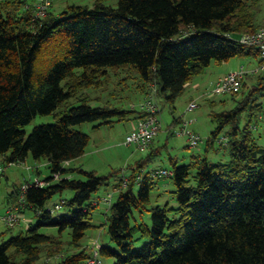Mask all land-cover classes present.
<instances>
[{"label":"trees","instance_id":"1","mask_svg":"<svg viewBox=\"0 0 264 264\" xmlns=\"http://www.w3.org/2000/svg\"><path fill=\"white\" fill-rule=\"evenodd\" d=\"M32 1L0 0V156L4 161L0 172L31 155L45 159L52 176L43 180L44 185L27 182L11 193L9 208L19 205L20 214L33 210L36 222L15 234L11 231L20 220L12 227L5 224L7 229L0 232V264H39L43 254L54 256L61 250L56 262L45 259L41 264H84L93 249L98 258L99 253L112 257L113 264H264V146L253 134L261 116L258 101L264 98V75L255 78L247 73L240 91L222 94L228 98L220 102L231 100L234 107L210 113L216 127L206 149L229 126L221 141L228 159L212 161L197 153L180 163L170 157L172 175L158 178L153 170H144L159 153L151 142L148 154L130 167L128 179L114 184L119 189L116 200H107L112 245L94 241L89 251L81 244L94 226L96 192L108 185V176L64 166L85 153L91 136L78 127L82 123L91 122L98 129L144 118L143 103L152 94L151 85L157 97L173 105L212 62L260 57L257 49L239 40L242 34L262 28L254 22L253 4L249 0H93L92 5L67 4L57 12L51 3L45 16H35ZM42 57L44 64L37 65ZM122 73L111 98L101 105L89 104L85 89H103L110 76ZM130 79L143 97L140 109L114 101ZM72 97L81 102L26 135L24 126L36 115L52 114ZM217 104L210 101L211 106ZM244 113L247 120L241 127ZM73 172L80 177H72ZM53 175L58 179L53 181ZM162 179L171 180L176 202L151 205L152 190ZM67 189L73 192L70 199L45 205ZM62 205L66 209L53 216ZM135 210L151 212V222L137 221ZM48 227L57 233L41 231ZM6 233L11 234L6 237Z\"/></svg>","mask_w":264,"mask_h":264},{"label":"rangeland","instance_id":"2","mask_svg":"<svg viewBox=\"0 0 264 264\" xmlns=\"http://www.w3.org/2000/svg\"><path fill=\"white\" fill-rule=\"evenodd\" d=\"M31 1L32 0H29V2ZM249 1L254 6L255 24L264 27V0ZM92 2L93 0H52V10L53 12H57L59 8L65 7L67 4L92 5ZM45 58L46 57H42L37 65H43ZM240 66H243L244 70L248 71L252 77L256 78L259 75H264V68L255 71L261 66L260 57H233L220 64L212 62L208 68H206L204 73L197 75L192 79L193 82H201V87L197 90L192 89V87L187 88L183 94L175 100L173 105L164 101L162 98L157 97L155 94L156 102L159 107L158 118L160 121V129L153 140L152 147L159 148V153L145 166L144 170L150 171L158 168L171 169L172 165L170 157H176L180 163H184L189 162L191 156L197 153L202 155L206 154L212 161L226 160L229 158L228 149L221 144L229 126L224 128L218 138L215 139L213 145L208 149H206V147L207 139L211 135V131L216 127V123L211 120V111L215 110L218 112L222 109L232 108L234 107V103L231 100L220 102L221 100L228 98V95H215L212 98H208L206 93L211 90V83L220 75L222 76L225 73L230 72L232 68H235L233 71L238 70ZM122 74L118 77L110 76V78H108L109 82L107 81V85L103 89L94 87L85 89L83 93L88 94L90 98L88 100L89 104L101 105V102L111 98L110 91H116L115 86L113 85L114 83L117 84L121 82L120 80L124 76V74ZM133 81L134 80L131 79L127 81L128 88H124L121 92L118 89V96L116 97L119 98H115L114 101L118 102L121 100V105L124 108H130L133 103L137 109H140L139 102L141 95L135 91V84H133ZM250 84V80H248L247 86H250ZM151 86L154 87L155 85ZM191 99H193L198 105L194 111H189L187 109ZM210 101H215L218 104L216 106H211ZM80 102L81 101L78 97H72L60 105L56 112L47 115H36L31 122L24 126L26 135H28L32 129L39 124L55 122L57 114L65 111L70 106L78 105ZM258 102L262 104V110L260 119H258L259 115H256L258 125L256 129H254L253 134L257 137L258 144L264 146V98L260 99ZM246 116V113H244L240 123L241 127L245 125L247 120ZM177 119H179L180 122H177ZM190 120L192 121L191 123H189ZM131 122L132 121L129 120H120L110 127H101L98 129L93 128V123L91 122L82 123L78 127L91 136L85 153L81 157L64 164L66 168L81 166L86 170L95 171L98 175L108 176V185L100 187L96 192V200L99 201V203L93 212L92 222L94 226L87 230L85 237L81 241V244L88 247L89 251L92 250L94 241H98L99 244L109 243L112 245L107 234V215L109 214V203L107 200H110V202L116 200L119 194V189L115 188L114 184L119 182L122 178L128 179L127 176L130 174V167L136 160L145 157L149 152V149L145 151L138 150L135 144L130 146L125 145L124 141L127 133H129L131 129ZM253 122H255V117ZM184 123H189L187 124V128L192 129V124L196 127L197 134H199L202 139L197 146L191 147L186 136L177 134V131ZM192 130L194 131V129ZM2 163L4 164L3 157L0 156V166ZM49 176H52V173L47 166V161L45 159L35 160L31 155L28 156L25 162L9 165L0 172V232L7 229L5 226L6 223L1 219V216L6 209L8 199L11 198V193L15 189H19L22 184L36 180H46ZM53 176V181L58 179L57 175ZM71 176L74 178L80 177L76 172H73ZM173 189L174 185L170 179H167V184H163L162 180H160L158 186L152 190L151 205H162L165 201L175 204L176 201L170 193ZM72 196L73 192L67 189L61 194H54L45 205L47 207H52L56 203L61 204L62 199H70ZM65 209L66 206L62 205L58 210L53 212V216H56L59 212H62ZM25 213L26 216L33 217L34 221L31 223L36 222L33 211L27 209L25 210ZM151 214L152 213L149 211H134V216L137 221H144L148 224L151 222ZM131 222H134V218H131ZM26 225L27 223L25 220L20 221V223L13 228L11 233L15 234L19 231H25ZM41 231L45 233H57V230L51 227L42 228ZM11 233H6L5 236L9 237V234ZM144 240L145 238L139 240L136 245L142 244ZM61 254L62 250L56 252L54 256L43 254L38 263L41 264L45 259H47L49 263H54L59 259ZM99 259H101L103 264H113L112 257L104 256L99 253Z\"/></svg>","mask_w":264,"mask_h":264},{"label":"built area","instance_id":"3","mask_svg":"<svg viewBox=\"0 0 264 264\" xmlns=\"http://www.w3.org/2000/svg\"><path fill=\"white\" fill-rule=\"evenodd\" d=\"M51 3V0H36L33 6L35 16H45ZM28 7H30V5H26V8ZM239 40L241 43L257 49L260 58L264 59V28H260L251 33L242 34ZM263 68L264 63L261 64V66L258 67L255 71ZM247 73L248 71L244 70V68L241 67L238 70L231 71L220 76L213 83V85L211 86V90L206 93V96L208 98H212L215 95H222L224 93H233L240 91V89L242 88L243 79ZM155 94L156 87L154 86L152 89V94H150L147 97L145 103H143V107L147 115L144 118H138L131 122V129L129 133H127L124 141L125 145L130 146L132 144H135L137 149L140 151L149 149L151 142L160 129V121L158 118L159 107L155 100ZM197 106L198 105L195 103V101H191L188 104L187 109L189 111H194ZM191 122L192 121L190 120L189 123ZM189 123H184L183 126L180 127V129L177 131V134L186 136L189 141V145L191 147H195L200 143L202 139L199 134L194 132L191 128H187V124ZM152 174L155 177L164 178L171 176L172 171L166 168H158L154 169ZM35 182L38 185L45 184L43 180H36ZM23 188L26 189V186H24ZM19 207V205H15L8 209L7 213L2 219L6 223V225L12 227L20 220L21 214L19 211ZM94 245L98 244L94 243ZM92 251V255L85 261L84 264H101V260L98 258V251L94 249Z\"/></svg>","mask_w":264,"mask_h":264},{"label":"crops","instance_id":"4","mask_svg":"<svg viewBox=\"0 0 264 264\" xmlns=\"http://www.w3.org/2000/svg\"><path fill=\"white\" fill-rule=\"evenodd\" d=\"M261 27H262V26H261ZM262 28H264V27H262ZM249 56H250V55H249ZM217 64H218V63H217ZM241 67L243 68V66H240V68H241ZM240 68H239V69H240ZM234 69H235V68H232V70H230V72L233 71ZM228 73H229V72H228ZM248 73H249V72H248ZM225 74H226V73H225ZM249 74H250V73H249ZM220 76H221V75H220ZM220 76H219V77H220ZM219 77H218V78H219ZM218 78H217V79H218ZM217 79H216V80H217ZM216 80H215V81H216ZM215 81H214V82H215ZM214 82L211 83V86L213 85ZM189 87H192V89L197 90L198 88L201 87V82H199V81H194V82H193V81H190V82L186 85L185 90H186L187 88H189ZM185 90H184V91H185ZM142 98H143V97L141 96V99H142ZM141 99H140V101H141ZM191 101H193V99H191ZM193 125H194V124H192V129H194V131H196V133H197L196 127H194ZM80 157H81V156H80ZM153 170H154V169H153ZM162 182H163V184H167V179H162ZM9 204H10V203H9ZM9 204H7V206H8ZM7 206H6V209L9 208V206H8V207H7ZM6 209H5V211H6ZM29 210H31V209H29ZM5 211L3 212V214L5 213ZM31 211H33V210H31ZM33 213H34V211H33ZM3 214H2V215H3ZM34 217H35V213H34ZM35 218H36V217H35ZM23 220H25L26 223H27L26 228L29 226V224H30L31 222L34 221V220H33V217H31V216H29V217L26 216L25 211H23V212L21 213L20 221H23Z\"/></svg>","mask_w":264,"mask_h":264}]
</instances>
